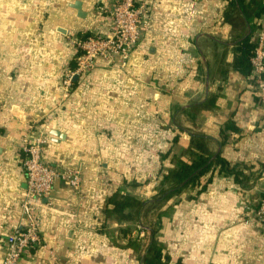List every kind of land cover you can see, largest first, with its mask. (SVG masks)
Wrapping results in <instances>:
<instances>
[{
	"label": "crops",
	"instance_id": "1",
	"mask_svg": "<svg viewBox=\"0 0 264 264\" xmlns=\"http://www.w3.org/2000/svg\"><path fill=\"white\" fill-rule=\"evenodd\" d=\"M146 1L125 66L97 58L65 97L73 39L107 33L112 0H0V263L34 125L45 160L82 180L35 202L46 247L18 264H150L154 242L169 264H264V223L242 213L264 190V103L245 59L264 0ZM196 161L213 172L201 192L183 186Z\"/></svg>",
	"mask_w": 264,
	"mask_h": 264
},
{
	"label": "built area",
	"instance_id": "2",
	"mask_svg": "<svg viewBox=\"0 0 264 264\" xmlns=\"http://www.w3.org/2000/svg\"><path fill=\"white\" fill-rule=\"evenodd\" d=\"M151 2L146 0H112L108 13L110 30L92 33L73 39L76 48L74 66L65 67L61 78L63 96L72 90L76 77L90 71L97 58L125 66L133 49L148 29ZM103 10V11H104ZM249 86L264 103V12L255 30L254 46L249 58ZM57 107V106H56ZM48 134L31 125L22 137L20 151L25 185L20 191L21 226L4 237L5 254L0 264H18L28 250L46 247L40 233V216L35 202L48 198L58 181L65 182L77 190L81 184V173L69 166H53L45 160L43 148ZM243 220L264 223V190L256 205H242ZM55 264H63L56 262Z\"/></svg>",
	"mask_w": 264,
	"mask_h": 264
},
{
	"label": "trees",
	"instance_id": "3",
	"mask_svg": "<svg viewBox=\"0 0 264 264\" xmlns=\"http://www.w3.org/2000/svg\"><path fill=\"white\" fill-rule=\"evenodd\" d=\"M245 46L247 49V50L245 49L246 56H247L245 57V59L249 66V71H248L249 73L250 72L249 58L251 55V50L253 49V46H254V41L253 43H250L247 41ZM209 166L210 164L204 165L202 161L194 162L190 168H187V173L191 174L192 176L184 182L183 186L187 185V186L196 188L197 192H201L205 190L213 179V174H212L213 172L209 176H207L205 179H202L201 176L208 170ZM149 250H150V254H152L151 258L149 259L150 264H169L170 263V256L169 254H167V252L163 251V246L161 244L154 242V244L150 246ZM174 264H182V263L180 260H177V262H175Z\"/></svg>",
	"mask_w": 264,
	"mask_h": 264
}]
</instances>
